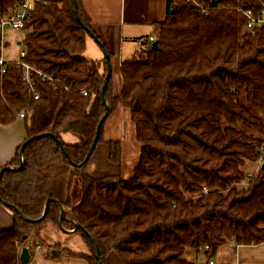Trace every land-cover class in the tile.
Segmentation results:
<instances>
[{
    "label": "trees",
    "instance_id": "16d2710c",
    "mask_svg": "<svg viewBox=\"0 0 264 264\" xmlns=\"http://www.w3.org/2000/svg\"><path fill=\"white\" fill-rule=\"evenodd\" d=\"M199 1L209 7L207 15L185 0H166V17L154 25L158 49L151 43L121 63L119 89L112 71L104 95L110 115L128 110L141 144L129 180L122 178V144L105 139L104 125L84 163L106 112L107 65L84 56L94 31L82 0H44L35 7L19 43L22 61L53 82L36 79L35 100L20 66L9 62L0 74V124L12 125L23 114L26 140L47 136L25 147L22 170L2 175L0 203L29 220L50 204L36 223L9 209L14 223L0 229V264H21L30 235L50 224L61 228L53 200L65 210L63 228L76 222L86 230L78 232L90 251L59 254L89 264H99L90 238L102 264H196L188 252L202 253L209 264L228 243H264V169L251 176L242 170L246 161H259L264 147V28L249 32L239 11L257 15L264 0ZM20 2L0 0V12ZM69 135L76 141H66ZM21 147L10 167H19Z\"/></svg>",
    "mask_w": 264,
    "mask_h": 264
},
{
    "label": "crops",
    "instance_id": "0c3cea01",
    "mask_svg": "<svg viewBox=\"0 0 264 264\" xmlns=\"http://www.w3.org/2000/svg\"><path fill=\"white\" fill-rule=\"evenodd\" d=\"M82 3L85 12L92 21L94 35L112 56L111 64L119 89L120 65L123 61L134 57L132 52L134 48L129 45L135 44L139 47L140 39L154 36V25L166 17V0H82ZM12 31L19 32L18 30ZM89 40L94 41L95 39L91 35L87 37L86 49L89 50L87 58L103 60L104 54L99 43L95 40L96 45H90ZM10 47L8 48L10 49ZM3 58L8 62L17 60V57L16 59L11 58L9 54ZM21 122L23 127L20 125ZM25 140L26 129L23 118L9 126L0 124V167L9 166L15 158L18 148L24 144ZM263 165L264 161L260 160L246 161L242 170L251 176L257 174ZM241 186L246 187L247 184ZM13 223V213L0 203V229L12 228ZM55 256L57 257L54 259L32 257L28 264H89L84 259L69 257L64 253H58ZM187 259L196 264H208L202 253L188 252ZM210 262L213 264H264V243L259 245L228 243L220 248Z\"/></svg>",
    "mask_w": 264,
    "mask_h": 264
},
{
    "label": "rangeland",
    "instance_id": "374dc122",
    "mask_svg": "<svg viewBox=\"0 0 264 264\" xmlns=\"http://www.w3.org/2000/svg\"><path fill=\"white\" fill-rule=\"evenodd\" d=\"M124 9L126 12V6L124 7ZM27 33L28 30H20L18 33L12 30H10L9 32L3 31L2 35L5 43V46L3 48V57L9 54L11 58L14 57L16 59L17 57L18 60L24 50V46L19 43H21ZM89 43L90 45H96L95 40H89ZM129 46L134 48L132 51L133 55L134 57L138 58L142 51L140 41L139 47L135 44ZM8 47H10V49ZM88 51L89 50L86 49V52L84 54L85 57L89 56ZM95 59L96 58H92V60ZM20 125L21 127H23L22 122ZM104 137L106 140L121 142L123 149L122 178L124 180L131 179L134 169L139 162L141 144L136 140L135 127L130 121L128 110L120 107L117 109V111H115L108 117L107 121L104 124ZM66 141L73 143L76 141V138L72 135H69ZM100 155H102V150L100 151ZM92 170H95V165L92 166ZM34 243L39 244L42 248L40 250H37V247L35 248L34 258L44 256L48 253H50L53 257H57L55 255L58 254V251L62 249H66L75 254L90 255L89 248L79 232L67 233L63 229L57 228L51 224L48 225L47 228L42 231L39 236L30 235V237L25 241V247H28L29 249L34 248Z\"/></svg>",
    "mask_w": 264,
    "mask_h": 264
},
{
    "label": "built area",
    "instance_id": "2783aa9c",
    "mask_svg": "<svg viewBox=\"0 0 264 264\" xmlns=\"http://www.w3.org/2000/svg\"><path fill=\"white\" fill-rule=\"evenodd\" d=\"M39 4H44V0H21L20 4L9 10L6 13L0 12V30H24L26 24L31 20L33 11L35 7ZM185 4L190 8H199L203 14L207 15L209 7H204L201 5L199 0H185ZM239 11L246 17V29L252 34L256 33L259 30L264 28V5L259 14L255 15L251 9L239 8ZM154 42V38L150 37L147 40L140 41L142 50L147 51L150 48V44ZM25 56L23 51L15 61V63L20 66L22 70V82L26 85L33 93L34 99H39V94L36 92L35 80L41 79L45 83H52L53 79L43 75L39 70L34 66L29 65L22 61V58ZM8 61L3 57L0 58V74H5L8 66ZM83 96L87 95L86 91H83ZM20 117L23 118L24 115L20 114ZM259 160L264 161V147L260 150ZM206 247L205 249H207ZM41 246H37V250H40ZM209 264H213L210 262Z\"/></svg>",
    "mask_w": 264,
    "mask_h": 264
},
{
    "label": "water",
    "instance_id": "95a60500",
    "mask_svg": "<svg viewBox=\"0 0 264 264\" xmlns=\"http://www.w3.org/2000/svg\"><path fill=\"white\" fill-rule=\"evenodd\" d=\"M75 15L78 18V13H77L76 7H75ZM79 22L81 23L80 20H79ZM91 36L101 46L102 52L104 54V59L106 61V65H107V75L105 77L104 84H103V87L101 89L102 103H103V105L105 107V111L106 112L101 117V119H100V121L98 123L97 129H96V137H95V139L93 141V144L91 146V149H90L89 153L87 154V157H86L84 163H86L90 159L93 151L95 150L96 145H97L98 140H99V137H100V133H101L102 127H103L104 123L106 122V120L108 119V117L110 116V113H111V108L108 105V103H107V101H106V99L104 97L105 92H106V89L108 87V83H109V81H110V79L112 77V71H113L112 70V64H111L110 55L108 54V52H107L106 47L104 46V44L101 43L94 34H91ZM152 49H154V50L158 49V42L157 41H154L152 43ZM43 136H47V134H45V135H39V136H36V137H33V138H30V139L26 140L24 142V144L22 145L21 150L19 152V161H20L19 167H10V166L0 167V178L2 177V175L5 172H17V171L22 170L23 167H24L23 155H24V149H25V147L28 144H30L31 142H33L34 140L40 139ZM58 143L62 147V150H63L64 154L67 156V152H66V150H65L62 142L58 140ZM262 168L264 169V165L262 166ZM53 202L56 203V205L59 207V210H60L59 225H60L61 229H63L67 233H75V232H78V231H82L83 233H86L87 234L86 230L79 223H76V222H72L73 228L71 230H67V229L63 228V220L65 218V210H64L63 206L60 204V202L58 200H53ZM49 204H50V201H47L46 204H45V207H44L43 214L41 215L40 218H38L36 220H29L24 214H22L21 211H19L16 207H14V206H12L10 204H4V206L7 207L8 209H10L11 211H14V212L18 213V215L23 220L28 221V222H31V223H36V222H40V221H42V220L45 219V217H46V215L48 213ZM24 238H26V237H24ZM90 241L93 244V247H94V250H95V257H96V259L98 260L99 264H102V262L100 261V256H99V251H98L97 245L94 243V240L92 238H90ZM34 255H35V251H31L28 247H24L22 249V251H21L20 263L21 264H28L32 260V257H34Z\"/></svg>",
    "mask_w": 264,
    "mask_h": 264
}]
</instances>
